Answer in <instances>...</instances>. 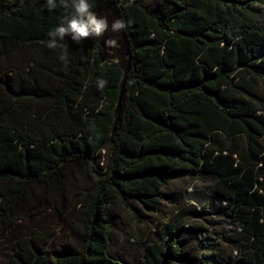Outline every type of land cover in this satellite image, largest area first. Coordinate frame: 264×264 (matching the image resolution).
Masks as SVG:
<instances>
[{
	"label": "trees",
	"instance_id": "1",
	"mask_svg": "<svg viewBox=\"0 0 264 264\" xmlns=\"http://www.w3.org/2000/svg\"><path fill=\"white\" fill-rule=\"evenodd\" d=\"M90 3L108 31L53 50L62 7L0 0L2 264H264V0ZM118 18L131 23L113 32ZM174 181L205 183L217 206ZM116 204L145 228L162 217L156 238L125 239L132 262L114 253Z\"/></svg>",
	"mask_w": 264,
	"mask_h": 264
},
{
	"label": "rangeland",
	"instance_id": "2",
	"mask_svg": "<svg viewBox=\"0 0 264 264\" xmlns=\"http://www.w3.org/2000/svg\"><path fill=\"white\" fill-rule=\"evenodd\" d=\"M120 1L125 6L133 3V0H120ZM170 184L172 191L179 193H181L182 191V193L185 195L186 201L195 205L198 208L202 207L203 205L206 207H213V208L217 206L214 204V197L211 194V192L206 188V184L201 181H196L192 183L191 186L188 188L187 192H184L183 189L182 190L180 189L181 181L178 182L174 181ZM138 208L141 209L139 206ZM163 209L167 211V214L170 217H172L173 213H175L173 209L176 210L174 206L168 204L164 205ZM144 214L150 215V222L148 223L149 225L148 228H145V224L143 222L137 221V218L134 217L130 209L119 204L115 205L113 209V222H114L113 249L116 256L122 257L123 259H126L127 261L130 262H132L133 260H135V258L138 257L139 255L138 247H136L138 251L137 252L134 248L129 249L124 246V241L127 237H132L131 242H136L137 237L141 236L143 233H144V239H147L149 237L156 238V236L154 235V232H156V226L154 225V223L158 219L162 220V217L158 218L156 215L150 214L148 212ZM139 217L141 220H143L141 216ZM47 220H48L47 230L49 229L50 231H55L56 234L55 239L50 243L51 247H55V245L60 244L63 241V238H65L64 236L65 232L59 228L58 220L56 219L53 212L47 215ZM214 221L216 224L215 229L217 230L227 227L226 222L220 218H216L214 219ZM127 233H129L128 235L131 236H128ZM204 236L210 238L209 243L215 245L218 248L219 253H224V254L231 253V250L227 245L213 239V237L210 236L209 233L205 232ZM144 239H140V241H143ZM10 252H11L10 246L4 245L0 248V264L4 263L7 260Z\"/></svg>",
	"mask_w": 264,
	"mask_h": 264
},
{
	"label": "clouds",
	"instance_id": "3",
	"mask_svg": "<svg viewBox=\"0 0 264 264\" xmlns=\"http://www.w3.org/2000/svg\"><path fill=\"white\" fill-rule=\"evenodd\" d=\"M23 3V0H21ZM49 11L62 7L65 10V16L59 26L48 33L47 47L57 49L65 36L70 35L71 39L77 44L89 38L102 37L109 29L106 18L100 17L92 10L90 0H46ZM131 21L126 22L123 18L115 19L111 24L113 32H121L127 29ZM105 44L110 47H118L115 39H107ZM60 60L67 62V56L60 55ZM104 79L97 80V87L103 89L107 85Z\"/></svg>",
	"mask_w": 264,
	"mask_h": 264
}]
</instances>
